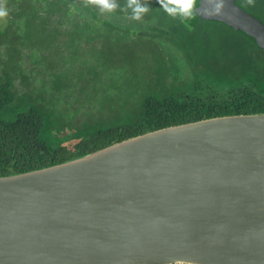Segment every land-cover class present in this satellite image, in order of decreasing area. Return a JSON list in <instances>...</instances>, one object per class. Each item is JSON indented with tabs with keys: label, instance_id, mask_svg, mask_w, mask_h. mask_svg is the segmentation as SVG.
Listing matches in <instances>:
<instances>
[{
	"label": "trees",
	"instance_id": "trees-1",
	"mask_svg": "<svg viewBox=\"0 0 264 264\" xmlns=\"http://www.w3.org/2000/svg\"><path fill=\"white\" fill-rule=\"evenodd\" d=\"M236 1L264 22V0H255L262 14ZM149 2L134 21L82 0H9L0 177L170 126L264 113V49L223 23L197 16L188 27Z\"/></svg>",
	"mask_w": 264,
	"mask_h": 264
},
{
	"label": "water",
	"instance_id": "water-1",
	"mask_svg": "<svg viewBox=\"0 0 264 264\" xmlns=\"http://www.w3.org/2000/svg\"><path fill=\"white\" fill-rule=\"evenodd\" d=\"M198 17L264 49V22L236 0ZM173 259L264 264V113L170 126L0 177V264Z\"/></svg>",
	"mask_w": 264,
	"mask_h": 264
},
{
	"label": "clouds",
	"instance_id": "clouds-1",
	"mask_svg": "<svg viewBox=\"0 0 264 264\" xmlns=\"http://www.w3.org/2000/svg\"><path fill=\"white\" fill-rule=\"evenodd\" d=\"M160 8L172 19L190 27L189 22L197 16L223 15L225 0H204L208 5L199 8L200 0H157ZM83 7L98 9L100 13H115L117 10L128 14L134 21L143 20L150 10L149 0H125L121 6L117 0H82ZM246 5L255 6V0H245ZM199 8V10H198ZM10 16L9 0H0V26H7ZM169 264H195L192 260L173 259Z\"/></svg>",
	"mask_w": 264,
	"mask_h": 264
},
{
	"label": "flooded vegetation",
	"instance_id": "flooded-vegetation-1",
	"mask_svg": "<svg viewBox=\"0 0 264 264\" xmlns=\"http://www.w3.org/2000/svg\"><path fill=\"white\" fill-rule=\"evenodd\" d=\"M249 8L250 11L254 10V11H259L261 14H262V11L258 8V7H255V6H247V9ZM253 12V11H252Z\"/></svg>",
	"mask_w": 264,
	"mask_h": 264
}]
</instances>
